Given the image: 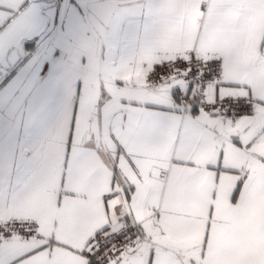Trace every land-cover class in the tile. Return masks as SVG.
<instances>
[{"label": "crops", "instance_id": "crops-1", "mask_svg": "<svg viewBox=\"0 0 264 264\" xmlns=\"http://www.w3.org/2000/svg\"><path fill=\"white\" fill-rule=\"evenodd\" d=\"M201 1L0 0V222L40 224L0 264H91L89 238L129 222L142 240L114 264H264V0ZM196 55L224 60L200 97L255 112L147 86Z\"/></svg>", "mask_w": 264, "mask_h": 264}, {"label": "built area", "instance_id": "built-area-1", "mask_svg": "<svg viewBox=\"0 0 264 264\" xmlns=\"http://www.w3.org/2000/svg\"><path fill=\"white\" fill-rule=\"evenodd\" d=\"M208 0L201 1L202 11H207ZM224 71V60L220 57L199 56L168 59L154 65L146 75L150 88H160L181 80L195 86L199 95L207 87L219 81ZM198 108L209 114L227 120H237L256 110V99L252 95L217 96L207 99L201 96L196 102ZM168 170L162 169L161 180H166ZM40 224L33 219H9L0 222V239L12 237H36ZM142 240L141 224L129 222L120 227L107 228L91 236L87 242L86 255L91 264H114Z\"/></svg>", "mask_w": 264, "mask_h": 264}, {"label": "trees", "instance_id": "trees-1", "mask_svg": "<svg viewBox=\"0 0 264 264\" xmlns=\"http://www.w3.org/2000/svg\"><path fill=\"white\" fill-rule=\"evenodd\" d=\"M197 56V55H196ZM200 98V95L198 94L197 95V99H199ZM256 104H257V100H256ZM241 187H242V181H240L239 182V184H238V186H237V188H236V190H235V193H234V197H233V199L234 200H236L237 199V196H238V194H239V192H240V190H241ZM107 229V228H106ZM102 230H105V229H102ZM101 231V230H100ZM100 231H98V232H100ZM97 232V233H98Z\"/></svg>", "mask_w": 264, "mask_h": 264}]
</instances>
